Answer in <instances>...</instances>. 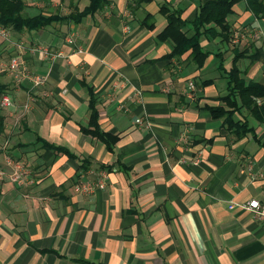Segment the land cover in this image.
<instances>
[{"label":"crops","instance_id":"obj_1","mask_svg":"<svg viewBox=\"0 0 264 264\" xmlns=\"http://www.w3.org/2000/svg\"><path fill=\"white\" fill-rule=\"evenodd\" d=\"M204 1L106 0L79 20L12 33L11 45L60 56L19 55L29 73L45 77L41 87L5 76L11 105L0 112V264H264V222L244 207L264 206V124L243 111L252 131L233 140L204 108L221 105L235 53H242L236 67L244 84L264 85V18L241 0L226 17L228 43L215 37L209 50L199 42L208 52L201 68L186 62L187 53L160 59L172 44L157 39L165 26L159 5L190 22ZM30 2V16H73L88 4ZM189 80L193 99L183 95ZM83 85L96 98L99 128L118 137L112 153L79 131L88 115ZM35 137L84 159L86 169L44 151ZM8 162L29 171L20 186L10 181ZM100 166H109L104 188L74 192Z\"/></svg>","mask_w":264,"mask_h":264},{"label":"trees","instance_id":"obj_2","mask_svg":"<svg viewBox=\"0 0 264 264\" xmlns=\"http://www.w3.org/2000/svg\"><path fill=\"white\" fill-rule=\"evenodd\" d=\"M140 3H148L151 0H138ZM241 0H207L198 5L193 19L186 22L181 18L182 11L172 9L168 3L162 2L158 12L165 20V26L157 35L160 41H170L171 50L160 59H179L187 53L185 60L196 69L202 67L208 52L200 47L198 38L203 35L206 39L219 38L220 42L228 43L230 29L226 17L232 12V7ZM27 0H0V27L12 33L23 31H36L52 23L67 19H81L91 15L105 5L106 0H88V4L82 11L73 16H58L57 14L35 15L25 13ZM247 11H250L257 19L264 18V4L261 0H245ZM188 27V28H187ZM242 53H235L231 59V66L226 71L227 93L217 100L221 105L216 107H204L213 119H220L225 131L233 140L244 137L252 128L247 123V117L242 116L246 111L257 124H264V85L248 82L244 84L241 72L236 67V62ZM84 84V83H81ZM204 84V83H203ZM87 92V121L85 127H80L81 134L97 140L104 146L106 152L112 153L113 147L118 140L114 133L104 132L98 125V111L96 98L91 87L83 85ZM6 85L0 83V96L5 94ZM3 130V118L0 116V135ZM44 151L50 152L54 157L65 156L67 159L77 162V171L86 169L84 159H78L66 148L47 143L35 137ZM103 171L109 170V166H100ZM81 170V171H82ZM107 173V172H106Z\"/></svg>","mask_w":264,"mask_h":264},{"label":"built area","instance_id":"obj_3","mask_svg":"<svg viewBox=\"0 0 264 264\" xmlns=\"http://www.w3.org/2000/svg\"><path fill=\"white\" fill-rule=\"evenodd\" d=\"M35 1V0H30ZM6 36H9L5 29L0 27V37L6 39V41L10 42L6 38ZM67 43L72 46V41L70 37L66 39ZM12 46L14 49H16L18 55L12 56L5 64L0 65V73H5L7 76H10L13 80V84L18 86L20 80L22 78H25L30 81L32 87L38 88L43 86L45 82V77H41L38 75H32L29 73L26 69V65L24 63V60L19 56L22 53H28L29 55L37 52L42 58L44 59H55L60 56L59 52H50L46 47L44 46H37V47H30V48H24L19 43H12ZM75 53H81V49L77 48L74 50ZM183 95L186 99H193L195 95V87L194 83L192 81H186L185 87L183 89ZM32 101V99L28 98L27 102H24L20 108H21V115L26 113L29 109V102ZM10 99L8 94H2L0 96V112L6 110L8 107H10ZM19 118V117H18ZM140 119H136L135 123H140ZM12 165V173L9 176V179L14 184L20 186L22 184L23 178L27 176L29 171L22 167L19 164L16 163H10ZM93 179L88 180L86 177H80V179L77 181V183L74 185L73 190L76 193H80L83 195H90L94 193L97 190H102L104 188L105 180H106V172L99 170L97 172H92ZM245 209H247L250 214L252 215V218L256 222H264V206L260 205L256 200L248 201L245 204Z\"/></svg>","mask_w":264,"mask_h":264},{"label":"rangeland","instance_id":"obj_4","mask_svg":"<svg viewBox=\"0 0 264 264\" xmlns=\"http://www.w3.org/2000/svg\"><path fill=\"white\" fill-rule=\"evenodd\" d=\"M6 32L9 35V36H6V38L8 40H11V38H12V36L14 34L12 35V32L10 33V31H8V30H6ZM203 41H205V44H204ZM213 41L216 42V43L218 42V40L216 38L215 39H211V40H207V39H205V38L202 37V38L199 39V42H201V44H203L205 46V49L207 47V48H209V50H213L214 47H215V43ZM202 48H203V46H202ZM13 53H14L13 52V47L10 44V42H8V41H6V39L0 37V65L5 64L14 55ZM229 64L230 63L227 62L225 65H229ZM5 76H7V74L2 73V72L0 73V83L1 82L4 83V81L6 79ZM12 84H13V82H12ZM4 85H6V84L4 83ZM5 94L7 95L8 92H6ZM10 163L11 162H8L7 163V166L12 167V165H10Z\"/></svg>","mask_w":264,"mask_h":264}]
</instances>
